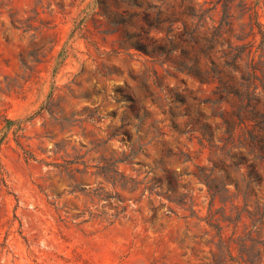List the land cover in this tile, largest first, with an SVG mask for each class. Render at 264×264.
<instances>
[{"label": "rangeland", "instance_id": "1", "mask_svg": "<svg viewBox=\"0 0 264 264\" xmlns=\"http://www.w3.org/2000/svg\"><path fill=\"white\" fill-rule=\"evenodd\" d=\"M240 1L233 4L237 36L248 23L238 19ZM249 1L258 2L264 25V0ZM138 2L141 8L122 3L118 12L130 19L162 3L178 11L181 0ZM103 4L114 9L112 0H0V264H210L218 238L208 224L224 239L262 242L253 245L264 264V220L252 226L244 212L237 219L242 199L211 202L195 177V166L211 164L193 130L208 125L216 142L224 131L217 107L192 100L210 98L211 88L168 77L148 57L120 49L124 31L135 29L110 22ZM175 91L184 104L174 102ZM247 159L230 177L255 167L261 185L248 203L253 211L257 199L264 204V160ZM114 171L134 183L122 188ZM180 195L181 206L172 201Z\"/></svg>", "mask_w": 264, "mask_h": 264}, {"label": "trees", "instance_id": "2", "mask_svg": "<svg viewBox=\"0 0 264 264\" xmlns=\"http://www.w3.org/2000/svg\"><path fill=\"white\" fill-rule=\"evenodd\" d=\"M112 1L114 9L103 4V15L116 26L126 25L135 29L134 32L124 31L120 49H133L148 57L168 77L185 75L201 86L211 88L210 98L193 97L192 100L197 105L217 107L219 112L216 115L224 131L220 132L221 137L216 142L208 125L203 124L193 130L199 134L198 145L201 150L208 151V162L211 164L209 169L195 166V177L206 186L211 202L218 198L224 204L241 198L243 208L236 218L240 219L244 212L252 226L261 224L264 220V204L257 199L253 203V211L247 210L254 188L261 185V177L255 167L252 163L247 164L240 179L230 177V173L238 172L248 162V155L264 160V25L259 20L258 2L255 4L241 0L238 3V19L247 18L248 23L245 25L247 33L243 27L241 35L237 36L233 34L235 0H203V3L195 0L194 4L192 0H181L179 10L171 12L163 10L162 3L159 6L151 5L139 14L133 13L130 19L125 18L128 15L126 10L118 12L120 4L128 3L141 8L143 3L138 0ZM218 9L220 18L217 24L201 33L204 19ZM256 37H259L258 42ZM232 38L237 42H233ZM248 38L251 40L245 43ZM151 72L158 79L157 70ZM150 78L147 74L143 78L145 86ZM174 94L175 103L186 102L185 95L177 91ZM215 129L218 130V126ZM140 150L141 146H138L119 163L131 161ZM182 157L184 162L190 161L187 154H182ZM114 175L111 179L114 183H120L122 188L134 183L116 171ZM117 176H120L118 181ZM171 176L174 180V176ZM229 185H233L231 197L226 196L230 192ZM135 187L132 186L131 190H135ZM167 191L175 193L173 188H169V183ZM185 198L186 195H180L172 201L181 206ZM233 208L236 209V206ZM194 214L191 210V217ZM208 225L216 230L218 238L216 253L212 255L210 264H263L260 251H256L253 245H263L262 242L251 239L249 235L224 239L218 226ZM232 245H236V258L232 256Z\"/></svg>", "mask_w": 264, "mask_h": 264}]
</instances>
